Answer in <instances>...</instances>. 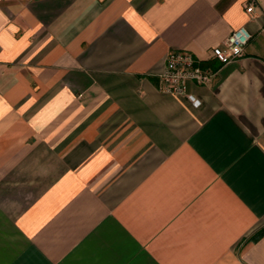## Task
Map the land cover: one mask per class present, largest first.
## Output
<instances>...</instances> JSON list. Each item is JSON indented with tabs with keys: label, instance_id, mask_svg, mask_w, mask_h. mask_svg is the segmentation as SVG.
Returning <instances> with one entry per match:
<instances>
[{
	"label": "crops",
	"instance_id": "1",
	"mask_svg": "<svg viewBox=\"0 0 264 264\" xmlns=\"http://www.w3.org/2000/svg\"><path fill=\"white\" fill-rule=\"evenodd\" d=\"M179 50L217 70L181 97ZM262 227L264 0H0V264H264Z\"/></svg>",
	"mask_w": 264,
	"mask_h": 264
},
{
	"label": "built area",
	"instance_id": "2",
	"mask_svg": "<svg viewBox=\"0 0 264 264\" xmlns=\"http://www.w3.org/2000/svg\"><path fill=\"white\" fill-rule=\"evenodd\" d=\"M246 12L252 13L253 6L248 7ZM251 39V33L244 27L233 31L221 46L211 50L212 59L221 66L231 63L242 57ZM216 73V69L205 64L189 51H170L166 55L163 70L157 75L158 89L162 93L186 96L187 82L199 86L207 85ZM187 98L195 107L200 105V102L193 96H187Z\"/></svg>",
	"mask_w": 264,
	"mask_h": 264
},
{
	"label": "trees",
	"instance_id": "3",
	"mask_svg": "<svg viewBox=\"0 0 264 264\" xmlns=\"http://www.w3.org/2000/svg\"><path fill=\"white\" fill-rule=\"evenodd\" d=\"M264 234V227L260 228L257 232H255L251 237L250 240H256L260 238Z\"/></svg>",
	"mask_w": 264,
	"mask_h": 264
}]
</instances>
